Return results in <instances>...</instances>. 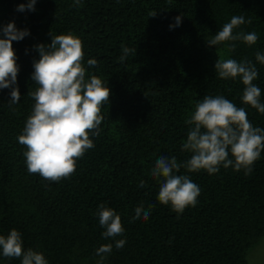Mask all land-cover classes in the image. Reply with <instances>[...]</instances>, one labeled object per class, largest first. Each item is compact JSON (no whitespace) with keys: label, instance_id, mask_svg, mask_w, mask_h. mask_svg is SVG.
I'll list each match as a JSON object with an SVG mask.
<instances>
[{"label":"trees","instance_id":"trees-1","mask_svg":"<svg viewBox=\"0 0 264 264\" xmlns=\"http://www.w3.org/2000/svg\"><path fill=\"white\" fill-rule=\"evenodd\" d=\"M22 3L28 0H0V29L14 22L30 32L13 41L20 67L13 87L20 102L9 103L11 88L0 90V235L17 230L25 250L43 253L48 264H98L96 250L104 244L113 249L103 264H249L264 240V152L247 176L232 167L209 175L182 166L177 174L200 188L196 206L182 214L158 201L161 180L151 171L161 156L181 165L190 158L182 151L191 127L185 121L205 96H224L264 129V114L241 99L242 81L215 72L217 59L252 61L264 103V64L255 59L264 54V0H37L35 11H17ZM177 16L180 26L170 28ZM233 16L246 21L234 34L255 32L257 42L208 47ZM50 33L79 37L86 78L96 75L111 89L100 135H90L94 147L59 182L29 174L26 147L17 139L35 103L28 94L38 87L31 79L39 59L35 46L50 44ZM122 47L136 52L121 61ZM89 59L97 66H89ZM101 204L121 216V249L102 235ZM140 205L152 206L147 220H133ZM0 264L21 260L0 254Z\"/></svg>","mask_w":264,"mask_h":264},{"label":"clouds","instance_id":"clouds-1","mask_svg":"<svg viewBox=\"0 0 264 264\" xmlns=\"http://www.w3.org/2000/svg\"><path fill=\"white\" fill-rule=\"evenodd\" d=\"M36 3L37 0H28L27 4H20L17 11H35ZM75 4L79 5L80 0H75ZM156 14L152 13L151 17ZM174 21L170 28H178L182 16L175 17ZM245 22L243 16H233L230 22L207 40L208 47L230 41L254 45L258 40L255 32H233ZM0 32L3 34V38H0V90L11 88L9 103L17 104L21 93L13 85L17 83L20 67L13 41L23 40L30 32L17 29L14 22L4 26ZM50 35V44L35 46L39 59L33 61L31 79L38 87L28 93L35 103L17 139L26 147L24 157L29 174L59 182L70 178L76 171L77 161L94 147L90 135H100L103 121L101 109L110 101L111 89L96 75L86 78V68L82 63L83 44L79 37L72 34ZM228 47L234 49L236 45L230 43ZM135 52L134 49L122 47L119 59L124 61ZM255 59L264 64V54L257 52ZM87 64L96 67L97 61L89 59ZM215 72L223 80L239 78L245 86L241 97L243 103L264 114L261 89L253 83L258 78V70L252 61L217 59ZM185 122L191 127L182 144V151L191 153L190 158L181 165L175 157L161 156L151 171L152 177L161 180L158 201L170 205L177 214H182L189 206L195 207L200 195L199 186L188 175L177 174L182 166L188 172L203 170L209 175L219 173L221 167H232L234 171H243L247 176L264 152V129L254 127L248 120L246 110L222 95L205 96L195 105L194 112ZM140 187H144L143 181ZM151 207L148 210L143 205L136 207L133 220L141 217L147 220ZM97 215L100 225L105 229L103 237L113 239L117 249L123 248L126 240L117 239L125 231L121 216L103 204L99 206ZM112 249V244H104L96 250V255L100 257L98 264H103ZM0 250L4 257L20 259L21 264H48L43 253L31 248L25 250L22 236L15 229L7 236L0 235Z\"/></svg>","mask_w":264,"mask_h":264},{"label":"rangeland","instance_id":"rangeland-1","mask_svg":"<svg viewBox=\"0 0 264 264\" xmlns=\"http://www.w3.org/2000/svg\"><path fill=\"white\" fill-rule=\"evenodd\" d=\"M249 264H264V240L262 243L249 255Z\"/></svg>","mask_w":264,"mask_h":264}]
</instances>
